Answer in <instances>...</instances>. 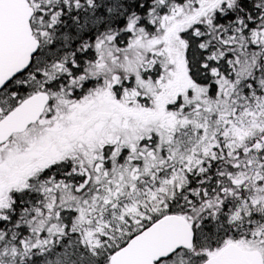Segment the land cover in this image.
<instances>
[{"label":"snow or ice","instance_id":"6c2138e0","mask_svg":"<svg viewBox=\"0 0 264 264\" xmlns=\"http://www.w3.org/2000/svg\"><path fill=\"white\" fill-rule=\"evenodd\" d=\"M0 264H264V0H0Z\"/></svg>","mask_w":264,"mask_h":264}]
</instances>
